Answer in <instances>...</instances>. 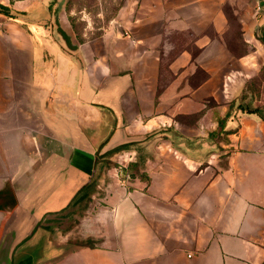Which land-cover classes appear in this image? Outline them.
<instances>
[{"label": "crops", "instance_id": "crops-1", "mask_svg": "<svg viewBox=\"0 0 264 264\" xmlns=\"http://www.w3.org/2000/svg\"><path fill=\"white\" fill-rule=\"evenodd\" d=\"M233 1L126 0L79 41L62 1L0 0V264L264 263V119L237 95L264 0L237 53Z\"/></svg>", "mask_w": 264, "mask_h": 264}, {"label": "rangeland", "instance_id": "rangeland-1", "mask_svg": "<svg viewBox=\"0 0 264 264\" xmlns=\"http://www.w3.org/2000/svg\"><path fill=\"white\" fill-rule=\"evenodd\" d=\"M57 1V0H54ZM63 2V12L65 13L68 22L73 31L79 38H90L99 35L106 29L117 27L120 19V11L123 8L126 0H60ZM257 0H234L233 5L238 4L236 8L228 6L225 8L227 16L231 20V44L233 51L239 50V18H254L259 12L256 4ZM231 4V5H232ZM264 28V27H263ZM264 31V30H263ZM264 35V32H263ZM264 39V37H263ZM237 53V52H236ZM241 99H246L242 108L245 110L257 108L258 112L264 115V62L258 73L254 74L246 82L245 87L238 91L237 94ZM259 100V101H256ZM255 103L253 105L252 103ZM70 207H74V204ZM76 215H69L65 218L60 214L56 228L51 230L52 238L62 240L67 231L78 230L79 225V206ZM90 207V205H89ZM75 213V212H74ZM68 216V215H67ZM31 236L28 239L31 241ZM69 241L74 245L81 243L79 238H70ZM16 263V260H14Z\"/></svg>", "mask_w": 264, "mask_h": 264}, {"label": "trees", "instance_id": "trees-1", "mask_svg": "<svg viewBox=\"0 0 264 264\" xmlns=\"http://www.w3.org/2000/svg\"><path fill=\"white\" fill-rule=\"evenodd\" d=\"M78 39H79V41H82L83 40V38H79V37H77ZM263 42H264V40H263ZM242 107V106H241ZM244 109H245V107H244ZM246 111H248V112H254V113H257L261 118H263L264 119V115L261 113V112H258V109L255 107V108H252V109H246ZM74 197H76V194H75V196ZM74 197H73V201H74ZM26 239V238H25ZM264 264V263H263Z\"/></svg>", "mask_w": 264, "mask_h": 264}, {"label": "built area", "instance_id": "built-area-1", "mask_svg": "<svg viewBox=\"0 0 264 264\" xmlns=\"http://www.w3.org/2000/svg\"><path fill=\"white\" fill-rule=\"evenodd\" d=\"M257 8H259V5H257Z\"/></svg>", "mask_w": 264, "mask_h": 264}]
</instances>
